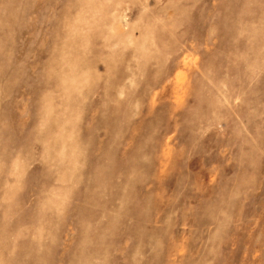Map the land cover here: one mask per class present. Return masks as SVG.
Returning a JSON list of instances; mask_svg holds the SVG:
<instances>
[{"label": "rangeland", "instance_id": "rangeland-1", "mask_svg": "<svg viewBox=\"0 0 264 264\" xmlns=\"http://www.w3.org/2000/svg\"><path fill=\"white\" fill-rule=\"evenodd\" d=\"M0 264H264V0H0Z\"/></svg>", "mask_w": 264, "mask_h": 264}]
</instances>
